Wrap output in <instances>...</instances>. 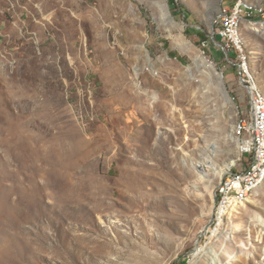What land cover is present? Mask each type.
<instances>
[{"label":"rangeland","instance_id":"rangeland-1","mask_svg":"<svg viewBox=\"0 0 264 264\" xmlns=\"http://www.w3.org/2000/svg\"><path fill=\"white\" fill-rule=\"evenodd\" d=\"M229 4L0 0V264H208L210 247L219 264H264V183L220 228L205 188L238 169L250 109L211 31ZM250 21L242 45L264 94V14ZM120 74L153 124L142 153L103 156L112 126L126 146L144 123L107 111L131 104ZM130 186L151 199L130 204Z\"/></svg>","mask_w":264,"mask_h":264},{"label":"bare ground","instance_id":"bare-ground-1","mask_svg":"<svg viewBox=\"0 0 264 264\" xmlns=\"http://www.w3.org/2000/svg\"><path fill=\"white\" fill-rule=\"evenodd\" d=\"M233 4L234 9L241 10L242 15L247 19H252L255 15H257L255 10H262L261 8L252 7L250 4H247L245 0H233ZM222 13L223 9L220 11L219 16L213 19L211 25L212 32H214V29L218 27L219 19L222 16ZM247 19H236L229 23L230 47H232L237 53V57L235 58V66L238 67L236 68L238 77H240V72L243 75L242 79L239 78V84L243 89V85L249 86V97L251 100H253V109L254 111L262 110V116L264 117V94L253 71L251 70L248 55L246 54L242 45L241 26L243 22H251ZM178 43L182 44L180 40H178ZM219 48L221 49L220 46ZM120 77L121 82H119L120 85L116 89V93H118L119 98L122 96L130 98L131 104L129 106H123L119 103H114L111 107H107V111L116 113V115L119 116L121 113L125 114L129 110L135 109L141 113L144 123L139 125L138 129L127 133L128 144L126 146L121 145L120 135L115 131V129H113L112 126L110 133L104 136L98 144L99 152L103 156L112 154V157H121L125 156L126 153L131 152L142 153V151H144L146 148L144 137L147 136L150 131V127L153 124L151 119L153 116V109L147 104V98L149 96L147 94L139 95L133 92V89L139 88V85H128L126 81L131 80V76L128 74H120ZM148 80V78L144 77V79L141 80V84L146 85ZM157 80L158 79H150V81ZM186 92L187 87H183V93L186 94ZM115 106L120 108L119 112L115 111ZM249 108L248 116L239 118L234 126V132L237 133L239 137L238 151L241 156V159H239L240 164L238 169L235 171H229V169H231V167L234 165V161L229 162L216 173L217 178H219L216 191H214L213 188L209 189L207 186L205 187L209 192L211 200L214 196L213 191L215 192L214 205L213 200L211 201L213 205V217L211 220V225L213 223L214 228H220L232 214V212L236 208L242 207L264 183V150L261 162L256 168L253 169V171L250 173V176L248 174V165H244L245 154L242 150L244 133H246L245 145H248V156H255V144H253V141L256 140V131L254 129H250L253 124L252 103H249ZM257 137H264V128H257ZM240 169V175H236L239 173ZM225 172L228 173L222 177V174ZM229 176H232V183L234 184L232 189L229 192H225V190H218L219 187H222L223 182L226 181ZM129 190L133 192V196H129L127 199L132 205L151 199V196L141 193L140 190L134 191L133 186H130ZM103 194L104 195H102V198L105 199L106 192H103ZM212 207L210 209H212ZM227 238L228 237H226V239ZM200 251L201 250L197 249L195 253H193L194 255H197L200 253ZM208 254L210 257L208 264H219L218 253L214 248L210 247ZM229 258L233 259V256L229 255Z\"/></svg>","mask_w":264,"mask_h":264},{"label":"built area","instance_id":"built-area-1","mask_svg":"<svg viewBox=\"0 0 264 264\" xmlns=\"http://www.w3.org/2000/svg\"><path fill=\"white\" fill-rule=\"evenodd\" d=\"M229 1H230L229 5L223 6V13L219 19L218 27L214 29L213 33L221 41V44L219 46L221 47L225 56L233 60L234 57H237V53L232 47H230L229 23L233 22L236 19H247V18L242 15L241 10L234 9L233 0H229ZM255 11L257 12L258 16L264 14L263 10H255ZM247 20H252V19H247ZM232 65L235 66L234 63ZM235 67L238 68L237 66ZM242 76L243 75L240 72L239 78L242 79ZM243 86L248 97V103H252L253 124L250 127V129H254L256 131V140L253 141V144H255V156H248V145H245L246 133H244V138H243L242 150L243 153L245 154L244 165H248V174L250 176V173L253 171L254 168L257 167V165L261 162L263 158L264 137H257V128H264V117L262 116V110L254 111L253 109V100H251L249 97V86L247 85H243ZM240 173H241V169L239 170V173L236 175H240ZM233 186L234 184L232 183V176H229V178L223 182L222 187H219L218 190H225V192H229Z\"/></svg>","mask_w":264,"mask_h":264},{"label":"trees","instance_id":"trees-1","mask_svg":"<svg viewBox=\"0 0 264 264\" xmlns=\"http://www.w3.org/2000/svg\"><path fill=\"white\" fill-rule=\"evenodd\" d=\"M179 12L181 13V15L186 17L187 14L183 9L179 8Z\"/></svg>","mask_w":264,"mask_h":264},{"label":"water","instance_id":"water-1","mask_svg":"<svg viewBox=\"0 0 264 264\" xmlns=\"http://www.w3.org/2000/svg\"><path fill=\"white\" fill-rule=\"evenodd\" d=\"M219 8H220V10H221V6H219ZM219 15H217V16H214L212 19H215V18H217ZM213 201H215V192H214V196H213Z\"/></svg>","mask_w":264,"mask_h":264}]
</instances>
